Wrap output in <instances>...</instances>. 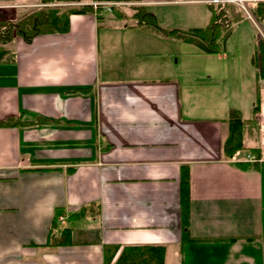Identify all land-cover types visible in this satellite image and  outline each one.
Wrapping results in <instances>:
<instances>
[{"label":"crops","instance_id":"crops-1","mask_svg":"<svg viewBox=\"0 0 264 264\" xmlns=\"http://www.w3.org/2000/svg\"><path fill=\"white\" fill-rule=\"evenodd\" d=\"M246 1L251 8L264 3ZM39 3L0 0V19L16 21ZM136 5L166 30L203 28L211 16L208 0ZM184 5L204 7L183 16ZM126 8H117L121 18L71 15L65 33L0 45V121L50 122L0 126V264H104L105 245L118 248L112 264L136 245L163 247V264H264L260 38L243 60L239 23L248 19L226 2L232 21L226 53L205 55L194 44L175 53L176 39L136 26L134 10ZM173 11L192 20L173 24ZM257 19L264 24V15ZM256 106L257 122L246 125L243 145L258 149L260 159L247 151L223 158L229 111L239 110L247 122ZM181 167L188 188L182 189ZM83 209L86 217L70 220ZM60 213L71 243L46 247Z\"/></svg>","mask_w":264,"mask_h":264},{"label":"trees","instance_id":"trees-1","mask_svg":"<svg viewBox=\"0 0 264 264\" xmlns=\"http://www.w3.org/2000/svg\"><path fill=\"white\" fill-rule=\"evenodd\" d=\"M98 2H128L138 3L140 0H94ZM41 4H61L63 6L53 8H37L27 15L19 18L16 21L9 19H0V45L10 42L14 37L22 39L25 43H30L31 40L44 34L65 33L68 31L69 17L71 15L84 14L91 12L90 6H73L81 3V0H40ZM210 11V20L203 28L189 29L183 32L176 29L166 30L158 26L156 18L153 13L148 12L141 5H136L133 10L132 17L136 21V26L144 27L150 26L167 37L176 40H182L199 47L205 55H221L224 54V44L227 38V28L229 20L227 19V12L225 11L226 4L209 3L207 5ZM254 10V11H253ZM252 14L264 15V3H256L251 8ZM112 13L121 18V14L117 12L115 7H112ZM258 13V15H257ZM226 30V31H225ZM261 55V77L264 78V44L260 43ZM258 107L253 108V117L245 122L240 117L239 110L231 109L228 113L227 123V138L222 146V154L225 159H232L237 153L247 151L255 160L260 159L258 149H246L243 145V134L246 125L256 124ZM50 124L48 120L37 118L32 122L22 121L21 118L9 119L0 121V126H39ZM255 163L237 164L242 169L253 168ZM181 186L182 189L186 185L188 188V174L184 167H181ZM182 195V233L188 232V214L185 213V198ZM88 214L87 210H81L78 214L71 216L73 218H83ZM71 228L65 227L59 229L54 222L50 230L46 247L56 248L60 246L70 245L71 243ZM250 239V238H248ZM237 241L238 239H233ZM117 246L105 245L103 247V261L104 264H112V260L117 252ZM164 262V248L160 246H127L122 249L118 258L113 264H163Z\"/></svg>","mask_w":264,"mask_h":264},{"label":"rangeland","instance_id":"rangeland-1","mask_svg":"<svg viewBox=\"0 0 264 264\" xmlns=\"http://www.w3.org/2000/svg\"><path fill=\"white\" fill-rule=\"evenodd\" d=\"M253 3H246V6L250 9L251 8V5H252ZM190 8H188L187 6H179V8H178V10L180 9H183L182 10V14H183V16H185V15H191L189 12L191 11V9H193L194 7H204V5H198V6H194V5H188ZM120 7H127V8H131L132 10H133V8L135 7V4L134 3H128V2H126V4L125 5H122V6H120ZM119 7V8H120ZM181 7H184V8H181ZM238 7V6H237ZM126 8V9H127ZM35 8H33V9H30V10H34ZM189 11V12H188ZM225 11L227 12V10H226V8H225ZM186 12H188V14L186 13ZM103 14H105L104 12H103ZM106 14H109V13H106ZM228 15V14H227ZM170 21L173 23V24H176L177 22H178V20H179V18H180V20H181V22H185V23H187L188 21H190V20H192L191 18H188V19H181V17H180V15H179V12H176V11H173V13H171V15H170ZM254 18L256 19L255 21H257V28L251 23V22H249L248 20H246V21H241L240 23H239V30H242V32H243V34H244V37H245V40H243V42L242 43H240L239 41V43H238V45H237V48H238V50H239V54H242V56H243V60H245V56H248V54H250V52L251 51H253V50H250L251 49V47L253 46V44L254 43H258V40H259V38L260 37H262V39H263V37H264V24H262L261 22H260V20L259 19H257V17H255L254 16ZM227 19L229 20V26H228V28H227V38H226V40L229 38V28L231 27V24H232V21H231V19L229 18V16H227ZM188 30H184L183 32H187ZM173 39V38H172ZM261 39V38H260ZM261 39V40H262ZM173 40H175V39H173ZM236 40H237V35H232V37H231V40H230V44H232V47L233 46H235V44H236ZM175 41H178V43H179V45L181 46V47H178V48H180L181 49V51H177V52H175V53H179V52H183V51H185V50H188V49H186L185 47H183L182 45H185V44H190V45H192L191 43H188V42H183L182 40H175ZM248 44H250V45H248ZM224 53H226V48L224 47ZM249 112V111H248ZM65 225H66V223L64 222L63 224H58V228L59 229H61V228H65Z\"/></svg>","mask_w":264,"mask_h":264},{"label":"built area","instance_id":"built-area-1","mask_svg":"<svg viewBox=\"0 0 264 264\" xmlns=\"http://www.w3.org/2000/svg\"><path fill=\"white\" fill-rule=\"evenodd\" d=\"M231 2L235 3L236 5H238L244 12L247 13V7H246V1L245 0H230ZM213 3L218 2V0H213L211 1ZM112 5H117V4H111V3H93L92 4V8L93 10L96 12L98 10V8L103 9L105 12H111V6ZM248 15V14H247ZM248 17H250L248 15ZM65 220L64 215H61L57 218V222L59 223H63V221Z\"/></svg>","mask_w":264,"mask_h":264}]
</instances>
